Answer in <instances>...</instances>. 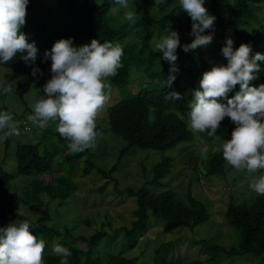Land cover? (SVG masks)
Wrapping results in <instances>:
<instances>
[{
  "label": "trees",
  "instance_id": "trees-1",
  "mask_svg": "<svg viewBox=\"0 0 264 264\" xmlns=\"http://www.w3.org/2000/svg\"><path fill=\"white\" fill-rule=\"evenodd\" d=\"M260 0H233L227 4L225 9L226 18L221 31V38L226 43L227 38L233 40V49L235 50L241 43L253 45L256 31L247 32L249 18H253L254 13L250 7L251 3H257ZM117 6L115 0H29L27 5L26 23L21 31L26 35L29 43H35L37 47V57L34 62L26 63L17 55L14 60L8 64H0L1 67H7L15 73L26 75L27 78L17 84L16 92L19 97L30 89L36 79L51 78V60H45L44 54L50 51L53 44L59 39L71 38L75 46H81L90 43L96 38L100 42H112L120 44L123 48L122 67L118 69L115 77H110L112 83L123 89L127 84H132L130 72L135 70L136 74L146 75V79H136L140 81H149V85H144L135 92H125L124 97L117 100L107 108L108 129L115 135L125 141V144L119 149L115 163L107 170L98 167L96 170L102 175H109L116 170L121 163L122 158L128 153L141 149H152L156 151H165L174 147L177 143L191 140L193 133L187 129L186 120L188 102L193 98V90L199 85L202 74L208 71L205 63L196 60L195 50L185 52L182 57L184 60L185 83H181L177 78L173 81L171 87L164 85V80L169 76L170 64L162 58V53L152 51L150 41L153 34L158 38L166 34V29L175 30L177 33L181 28L178 16H174L175 9L172 8L166 14H160L158 17L147 14L136 20L135 24L124 19L115 25L112 9ZM216 9L211 11L210 15L215 16ZM185 30L184 44L191 43L194 35L191 34L192 20L185 12ZM120 26H124L121 27ZM146 29L145 32L141 29ZM128 37V40L124 38ZM136 38V39H135ZM180 49L177 48V54ZM26 55V52L24 53ZM260 71L256 73V79L250 81V86H259L264 84V61H258ZM155 65L157 68H155ZM33 68L39 71L33 75ZM135 81V80H133ZM136 83V82H134ZM188 87L189 92L184 89ZM240 86L229 92V98L239 91ZM179 92L181 98L175 101H166L165 95L169 92ZM226 103V100H222ZM11 112L13 117L15 113L6 107H0V112ZM224 138L230 139L235 124L227 117L223 120ZM97 131L100 127L97 126ZM215 138H210L206 133H199L211 147L213 139L218 144V133ZM57 135V146L62 147L61 155L58 161L51 153L40 152L38 143H17L15 146L16 174L30 175L36 177L25 186L20 201L28 205L31 201L38 204L42 203L41 193H47L52 199L58 198L63 203L69 196V193L75 189L74 182L66 175L54 177L50 172L54 165L62 170L66 165H70L69 175L76 167V162L89 150L78 154H69L67 141L59 133ZM95 168L93 161L86 159L84 172ZM206 175H225V160L222 153H212L206 161V166L202 169ZM169 173V158L163 157L152 167V177L148 183L137 188L128 186L125 193L134 198L135 207L132 210L133 220L129 226H126L124 237L128 240L142 236L151 227L147 223L149 212L154 216L164 220L163 231L170 232L178 227L193 228L197 224L206 221L210 213L206 204L195 197L188 186L186 198L178 197L172 189H165L154 192L148 188V185L159 186V181ZM50 176L46 180L44 177ZM11 175L3 170L0 165V188L9 181ZM54 178L59 184L57 188L53 187ZM57 192H54V191ZM24 219V216L10 209H0V227L7 226L9 218ZM227 224L235 228L239 233V242L230 245L228 248L219 244L208 243L207 240H200V244L207 248L212 255L207 260L192 258L188 260L178 259L170 261L169 254L175 251L174 240L159 244L153 252L151 263L139 264H205L212 261L220 255H242L244 253H255L261 255L264 253V195L256 193L250 195V198L241 201L231 200L225 210ZM30 229L38 239L45 242L43 254L44 264H60V257L52 254L54 241L58 239L63 232L54 226H47L27 220ZM103 225L99 230L87 237H80L86 243L87 251L73 245L67 239L71 237L68 228H65L64 237L59 244L68 248L72 255L68 258V264H83L82 254H89L98 242L105 236L106 232ZM54 243V244H53ZM131 245H128L130 248ZM259 263L264 264V257L259 256ZM88 264H138L132 257H126L123 254L109 253L106 258L96 257L90 259Z\"/></svg>",
  "mask_w": 264,
  "mask_h": 264
},
{
  "label": "rangeland",
  "instance_id": "rangeland-1",
  "mask_svg": "<svg viewBox=\"0 0 264 264\" xmlns=\"http://www.w3.org/2000/svg\"><path fill=\"white\" fill-rule=\"evenodd\" d=\"M233 0H204V6L210 15L211 11L216 9L213 29H206L203 34H212L213 40L207 46L195 49L196 60L205 63L208 71L214 66L227 65V59L222 54V48L225 42L221 38L222 27L226 18L225 9L228 3ZM250 7L254 13L253 18H249L246 31H256L255 41L251 46L250 56H254L257 52L264 54V0L257 3H251ZM119 14L114 16L115 25L122 23L125 10L119 5L115 6ZM172 8L175 9L174 16H178L180 29L178 32L180 40L179 54H177L176 66L179 71L175 73L176 78L185 83L184 60V30H185V11L179 8L178 0H166L165 3L157 5L156 0H129V10H136L135 17L147 14L158 17L160 14H166ZM121 27L124 26H120ZM145 32L146 29H141ZM128 40V37L124 38ZM136 39V38H135ZM195 39V36H194ZM159 38L153 34L150 41L154 44ZM74 45V44H73ZM75 46V45H74ZM155 68L157 66L155 65ZM130 72V80L132 84H127L123 89L125 92H135L144 85H149V81H136V79H146V75ZM27 78L26 75L15 73L7 67L0 68V88L6 86L11 81L18 83L23 82ZM48 79H36L33 81L30 89L19 97L16 92V86L11 94H5L0 91V107L15 113L14 116L24 118L32 114L30 104L34 103L43 95V85ZM135 80V81H133ZM112 85L111 95L105 105L104 110L97 119V126L100 127L99 136L97 138L96 147L90 149L89 153L82 156L77 162L72 174L69 175L70 165L59 170L54 165L50 171L54 177L59 175L69 176L74 182L75 189L69 193V196L63 203L58 198L52 199L47 193H41L42 203L38 204L31 201L28 205L20 201V196L25 190L28 182L33 180L36 175H19L16 174L15 146L17 143H38L40 152L51 153L55 156L57 162L61 155V149L64 145L57 146L56 124L58 121H50L46 129H39L28 122L29 129H23L19 126L20 134L11 136L7 139H0V165L3 170L11 175L0 188V209H10L24 216V219L9 218L7 222H20L32 220L35 226L45 224L54 226L59 231L65 233V228L71 235L67 240L76 247L87 251V246L80 237H87L99 230L102 225L105 230V236L98 242L89 254H82V263L88 264L90 259L99 257L106 258L109 253L123 254L126 257H132L136 263H151L154 249L161 243L171 240L175 242V251L169 254L168 259L175 261L178 259L188 260L199 258L207 260L212 252L204 248L199 242L204 239L211 244H219L228 248L239 242V233L226 222L225 210L227 204L233 201H241L249 199L250 195L255 192L250 190V177L246 172H238L225 161V175H206L202 169L206 166L208 157L213 151L211 146L201 139L199 133L193 134L191 140L177 143L174 147L165 151H156L152 149H141L125 155L117 169L109 175H102L96 169L102 167L107 170L112 166L118 155L119 149L125 144V141L115 135L108 129L107 108L117 100L124 97L122 87L115 85L109 79ZM136 82V83H134ZM189 92L188 87L184 89ZM190 99L192 97L190 96ZM187 120V119H185ZM224 122H221L218 133V144L220 145L226 140L223 134ZM3 134L0 133V136ZM205 147L209 148L207 153H203ZM163 157L169 158V173L160 181L159 186L154 187L148 185L150 190L158 192L165 189H172L176 195L182 199L186 198L188 186L191 193L201 199L207 206L210 213L209 218L197 224L192 229L187 227H178L170 232L163 231L164 220L154 216L149 212L147 223H151V227L142 236L127 239L124 237L123 229L129 226L134 219L132 210L135 207L133 197L125 193L128 186L137 188L148 183L152 177L153 165L160 161ZM86 159L94 162L95 168L89 173L84 172L86 167ZM260 173L255 174L258 176ZM46 180L50 176L44 177ZM48 178V179H47ZM149 184V183H148ZM53 187L57 188L59 184L55 178ZM54 192H57L56 190ZM61 235L54 243L64 237ZM53 243V244H54ZM128 245H131L128 248ZM65 247V245H64ZM259 256L264 257V253L256 255L255 253H244L242 255H220L212 261L205 264H260Z\"/></svg>",
  "mask_w": 264,
  "mask_h": 264
},
{
  "label": "clouds",
  "instance_id": "clouds-1",
  "mask_svg": "<svg viewBox=\"0 0 264 264\" xmlns=\"http://www.w3.org/2000/svg\"><path fill=\"white\" fill-rule=\"evenodd\" d=\"M166 0H156L157 5ZM29 0H0V64H8L20 55L26 63L37 57L35 43H29L21 28L26 23ZM124 12V20L136 23V10H129V0H115ZM179 8L192 20L191 34L195 39L184 44L189 52L207 46L213 35L203 34L213 29L215 17L209 15L204 0H178ZM113 14L117 12L112 9ZM229 37L222 48L227 65L214 66L202 74L199 85L193 90V98L188 102L187 129L193 133H206L215 138L221 122L227 117L235 128L231 138L220 145H213L214 153H222L226 163L238 172H246L250 177V190L264 195V84L250 86L260 71L258 61H264V54L257 52L250 56L251 46L241 43L233 49ZM153 52L162 53L169 62V76L164 85L171 87L179 71L176 66L177 48L180 40L177 31L166 29V34L151 45ZM26 52V55L24 54ZM123 48L120 44L100 42L94 38L90 43L74 46L71 38L57 40L44 59L51 60V78L43 85V95L30 104L32 114L27 121L43 130L50 121H58L55 130L66 140L69 154H78L88 149L94 150L97 138V119L104 110L111 95L110 77L118 74L122 67ZM39 71L33 68V75ZM236 85L240 86L234 96H228ZM16 81L0 88L11 94ZM181 98L179 92H169L166 101ZM226 100V103H222ZM24 118H15L11 112H0V139L18 136L19 126L28 130ZM203 153L209 151L205 147ZM260 173L258 176L255 174ZM45 242L38 239L30 229L28 221L12 222L0 227V264H44ZM52 254L60 257V264H68L71 251L54 244Z\"/></svg>",
  "mask_w": 264,
  "mask_h": 264
}]
</instances>
